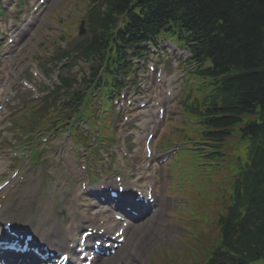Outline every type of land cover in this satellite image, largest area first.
I'll return each instance as SVG.
<instances>
[{
	"label": "trees",
	"instance_id": "obj_1",
	"mask_svg": "<svg viewBox=\"0 0 264 264\" xmlns=\"http://www.w3.org/2000/svg\"><path fill=\"white\" fill-rule=\"evenodd\" d=\"M100 1L91 12L95 34L79 45L88 60L113 47L115 36L158 24H176L195 39L200 78L208 81L205 100L189 108L206 129L201 139L221 153L235 133L247 145L221 243L205 264L264 261V0Z\"/></svg>",
	"mask_w": 264,
	"mask_h": 264
},
{
	"label": "rangeland",
	"instance_id": "obj_2",
	"mask_svg": "<svg viewBox=\"0 0 264 264\" xmlns=\"http://www.w3.org/2000/svg\"><path fill=\"white\" fill-rule=\"evenodd\" d=\"M59 1L61 0H52L48 10L40 18L39 23L37 22L32 28H27L30 34L35 33L34 39L29 37L27 38L26 42L22 41L16 46V48H23V50L22 53L15 54V58H17L18 61L14 65V72L12 73L13 75L18 76V71L20 69H24L25 73H28V70L31 69L32 65L36 63H40L41 67L46 66V63L43 61V57H45L47 54L51 55V52H54L51 49L47 50L46 47L48 44L52 43L55 40V37L59 36L61 32L58 33V31L51 30L49 27L42 26L40 21L45 20L46 22H49V20L51 21V19H54V17L64 20L66 16L71 15L75 10L76 0H62V3ZM54 2L56 3L53 4ZM58 2L60 3V6ZM61 5H63V8L59 10L58 7H62ZM77 15L81 14L78 13ZM76 22V17H73V19L70 21V24H75ZM74 29H77V27ZM78 39L80 38L76 36L73 41H70V43H73ZM11 63L12 62H9V65ZM79 67L86 69V66L83 63H81ZM7 78L10 77L7 76ZM54 78L55 77L52 79ZM168 130H170V128L167 130L166 128L164 129V131ZM8 135L13 141L14 137H12L11 134ZM13 143H15V141L11 142L10 144ZM5 146V144H0V148ZM241 151L242 150H240V145L237 141L230 142L226 147V152L231 156L227 158L228 162L224 163L223 168L219 169L215 176V181L222 185V198H224L226 194V187L228 185V167L235 162V155L242 153ZM5 153L7 152L2 151V154ZM140 155L141 157H135L134 164H140L143 162L144 152L142 151V154ZM33 160H35V158H33ZM46 166L47 164H44L40 168V181L43 179V169ZM169 170L172 174L171 185L173 187V189L169 192V195L171 197L178 196L180 200L185 201V209L175 210L173 213L175 217L174 220L178 221L184 231V234H181V229L179 227H175L173 224L168 225L164 223H171V219H169V217L166 215L163 216L162 214L159 217V221L163 222V226L168 227V229L163 228L161 231L159 226L152 227V230L155 231L149 236V238L151 241L156 239H161V241H155L153 243V248L147 246L145 241L142 245L143 250L141 251L143 252V255L145 253V256L140 261L137 259L136 260L140 264H148V262L153 260L154 257H157V262L160 261L162 264H198L199 260L202 263L205 260V257L203 256L208 253L207 250L210 243L208 244L207 241L210 242L209 238H211L213 239L212 242H216L215 238L218 236V232L214 226L212 229H210L214 223V220L216 219V209H214L213 203L217 198V191L214 189L211 180L208 179L205 174L199 175V173L195 171L193 167L187 164L184 151L179 152L177 155L171 158ZM33 182L35 183V177L33 178L32 183L29 184H34ZM93 182H95V179H93ZM37 185H39V183ZM166 185L167 184L163 183L157 176L155 188L156 193L160 198L167 190ZM41 186L39 192L41 190ZM26 195H28L27 191L23 190L15 197L16 201L9 205V215L18 216L24 212H27V207L33 201L34 196L33 193L29 194L30 197L26 200V198H24ZM35 200H39L37 190L35 191ZM168 206L170 209H172V202H170ZM156 235H160V237L155 239ZM162 235H165V238H162ZM129 247V243H127L122 248V250L117 253V255L114 257V260L110 264H120L121 254L125 252L126 249L128 250ZM211 248L212 245H210V249ZM160 253L162 254L159 255ZM157 254L159 255V258ZM254 264H264V261H258Z\"/></svg>",
	"mask_w": 264,
	"mask_h": 264
},
{
	"label": "bare ground",
	"instance_id": "obj_3",
	"mask_svg": "<svg viewBox=\"0 0 264 264\" xmlns=\"http://www.w3.org/2000/svg\"><path fill=\"white\" fill-rule=\"evenodd\" d=\"M127 190L130 191V188L128 186H127ZM74 199H75V195H71L67 197L66 199H63V204H64V207H67L66 202H69V207H71L70 209L71 213L76 214L79 212V209H76L74 207ZM42 211H44V207L43 208L40 207L38 210H36L33 215V220L37 223V229L35 230V234L39 237V239L42 238L46 240L47 237L50 236L51 232L48 231L47 229H43L41 226L45 220L49 221L48 217L44 218L43 216L40 215ZM159 214L160 212H157L155 216L150 217L149 221L136 226L133 231L129 229L131 230V233L129 235V246L130 247L128 250L126 249L127 251L125 250V252L121 254L120 264H140L139 262H137V260L140 261L145 256V253L143 255V252H141L143 250L142 245L144 244V242L146 241L145 243L147 244V246L153 248L154 247L153 243L155 241H161V239H156V238H159L160 235H156L155 236L156 240L154 241H151V239L149 238V236L153 234L155 231V230H152V227L158 226L157 222L155 221V218ZM54 236H60V235L57 234ZM54 236H53V242L56 244H60L63 242V240H67V239L73 240V238L76 237V234L70 231L63 236H60L62 239L58 237H54ZM162 238H165V235H162ZM113 260H114L113 257L110 256V258L104 260L102 264H110ZM21 263L25 264V261L23 260ZM11 264H19V263L17 260H14L11 262Z\"/></svg>",
	"mask_w": 264,
	"mask_h": 264
}]
</instances>
